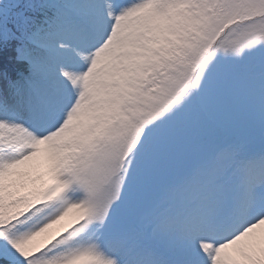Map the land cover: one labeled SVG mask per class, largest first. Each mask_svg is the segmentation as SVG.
<instances>
[{
  "label": "snow or ice",
  "instance_id": "6c2138e0",
  "mask_svg": "<svg viewBox=\"0 0 264 264\" xmlns=\"http://www.w3.org/2000/svg\"><path fill=\"white\" fill-rule=\"evenodd\" d=\"M0 264H264V0H0Z\"/></svg>",
  "mask_w": 264,
  "mask_h": 264
}]
</instances>
